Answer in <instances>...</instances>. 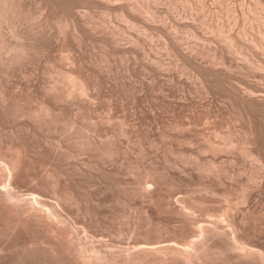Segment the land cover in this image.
Instances as JSON below:
<instances>
[{
    "label": "bare ground",
    "instance_id": "6f19581e",
    "mask_svg": "<svg viewBox=\"0 0 264 264\" xmlns=\"http://www.w3.org/2000/svg\"><path fill=\"white\" fill-rule=\"evenodd\" d=\"M28 1L29 2H27L26 0H0V240L4 241V244L0 246V264H264V245H262L263 243L261 242H260L261 244H259L258 241H255L254 239L255 233H257L256 235H258L260 232L261 233L263 232L260 230L259 232H257L258 229L256 230V232H254L255 228L253 227V223L255 224L256 222V221L254 222V220L258 218L256 217L257 215L261 219L264 217V213L263 214L261 213L263 212L261 210L262 208L259 207L260 208L259 210H261L259 214L256 213L259 210L255 212V210L258 209V206H257V209L256 207L254 208L255 209L254 211H252L253 209L251 210L254 213L249 212L250 211L249 209H251L250 207H246L247 212L242 213V216L240 217H238L237 214L239 212H243V210L238 211V213H235L237 212V210H239L238 208L241 206H242L241 207L242 209H245L243 208L245 207L244 204L249 205L247 201L249 200V198H251L250 197L251 194L254 193V192L251 193V191L257 187L255 186V183L259 181V180L257 181V179L260 177H263V180H264V147L259 142L260 138L258 139L259 136L257 137V134H256L258 131L257 130L258 128L256 126L258 123L256 124V119H259L260 117L264 118V96L257 95L258 91L255 93L256 94L255 95L253 93L254 88L252 89V87L247 88L246 86H244V88L246 87V90L242 89L243 88L242 84H241L242 86L240 85L242 87L240 88V90H237L238 88L235 89L236 88L235 85L234 87H232V84L230 85L228 82L229 78H228L227 73L229 72L230 74L231 71L233 72L232 68H234V66L232 65L233 63L231 64V66H233L232 68L228 65L229 63L226 64L227 57L233 56V58L229 60H233L234 62L239 61L238 63H241L242 61L244 64H246L247 67L249 66L248 68L256 72L264 71V56H258V58L256 57L257 58L256 61L252 62L251 60L252 57L248 56L249 54L247 55L248 50L255 51V52L257 51L262 52V54L264 55V0H35L34 6L33 4H31L32 2L30 3V0ZM159 4L164 5L162 7V8H165L164 12L159 11L158 7L160 6L161 8V5ZM98 5H104L103 7H105L103 8L105 9V13L102 16L103 19L101 21L95 19L96 17L94 18L95 20L90 16L87 17L88 15H90V12L87 16H86L87 14L86 13L84 15L85 17L82 18L81 16L85 12H87V10L82 11L83 14H81V16L78 14L81 11V7H83L82 9H85L84 7L97 9L98 7L96 8V6ZM177 5L181 6V9L183 10L184 14L181 12L182 10L180 11L177 9L179 8L177 7ZM79 7H80V11L78 10ZM216 7L217 8L220 7L219 9L222 11L221 14L216 13L218 12L217 9L216 11H214L215 10L214 8ZM88 10L90 11V9ZM175 11L178 13L181 12L182 16L184 15L183 17L187 15V17L185 18L186 19L188 18L189 22L188 23L186 22V24H182L181 22H180L181 24L176 23L175 25L169 27L170 31L173 34V32L176 33L180 28L182 29V31L185 30V35H183L184 36L183 39L191 40V44L194 41L196 46H194L193 45L194 43H193L192 47H187V46L184 47L182 44L183 42L180 41L181 37L180 38L175 37L176 39L173 38L174 36L172 37L171 32L167 30L169 28H167L166 26L167 28L166 29L165 26H162L166 22V20L167 21L169 20L167 16L171 14H172L171 16H174V14L176 13ZM91 14L93 15L95 13H91ZM176 15L177 13L175 14V16ZM179 16H178V19L180 21L182 20L185 21L184 19H182L183 17L181 16L179 17ZM39 17L42 20H38ZM112 18H114V20L116 19L118 22L119 21L122 22L123 26L126 25V28L128 27L127 28L128 30H133L135 34L137 32L138 33L137 35L143 36L144 38L142 37V39L144 40H141V38H136L137 36L136 37L129 36L126 33L128 36L127 45L128 46L131 45L130 47L127 46V48H124V47L122 48L121 46H118V45L116 46V44H113V43H117L115 42L117 39L115 37V34L122 35L123 31L125 30L120 28L122 26L120 27L119 25L114 26L113 25L114 21H111ZM241 20L245 21L244 22L245 24L243 25V27L242 28L240 27L241 29L238 28L239 30L237 29L236 32L235 31L233 32V29H232L231 30L232 32H231L229 28L231 27L230 24L235 25ZM175 21L177 22V20ZM197 21L199 22V24H196ZM246 23L249 25L245 27ZM195 24L200 25L202 30L204 31L206 30L205 33L207 32L209 33V35L216 38V41H217V46L215 45L216 47L207 46L208 48H206L205 46H202L201 43L200 45L202 47L200 45H198L199 47H197L196 43L201 41L200 38L202 35L198 36L197 34L198 31L196 33V28L198 27L197 29H199L200 27L199 26L195 27ZM101 27L103 28L102 32L99 31ZM253 28H255L256 34L253 33V35H250L248 32V29L249 31H251ZM103 32L111 36L106 37L105 36L106 34L104 35ZM98 33H101V34L98 35ZM114 37L116 38L115 41H113ZM117 37L120 38V36H117ZM165 37L166 39L163 40ZM156 38L158 40L163 38L162 39L163 41L159 40V41H162V44L161 45L159 44L160 46L157 45L156 43L154 45L153 41H155L154 39ZM151 42L153 44L150 47V51H152L153 54L154 52L159 54V52L165 51L167 52V54L169 53L171 54V56H173L172 54H174V56H176L175 58H179L178 60L181 61V62L178 61V63L179 62L181 63L179 64L180 67L179 65H176L177 67L175 69L179 70L180 68L179 71H183V73L185 72V74H189L193 78L198 80L199 84L201 85V90H203L204 93H206L205 95H207V97L209 95L211 96V94H215L220 91L222 93H225L227 96V100L230 103V108H229L230 115L229 116L232 118V120L229 119V121H233V122L238 121L240 123L242 122L244 125V135L242 133L243 131L241 130L242 131L241 133L244 137L241 138L240 136L241 139L238 138L239 137L238 128H237L238 131H236L235 129L232 130L228 127L229 130L227 131L224 130L225 132L223 133H220V130L219 131L214 130L212 131V133H209L208 135H205L203 133L202 135L200 132L201 135L199 137H201L204 143L202 145L204 146H202L201 148L199 147L200 149H197L199 150L198 152L200 154L201 153H208V154L211 153V155H217V154L219 155V153H222V152H230V153L232 152L233 153V151H237L242 156V158L245 159V162L246 161L249 162V163L247 162L246 163L250 165L248 166L250 168L248 169L247 167L245 168L244 166L243 168H241L242 164L245 163V162H242L240 166L241 169L236 168L237 171H234L233 169L231 170L232 173L229 175L228 169H226L228 173L224 169V166H223L224 163L220 161L223 164L221 165L220 162H217V160L213 159L214 156L211 157L212 159L208 158L207 160V158H205L201 160L200 159L201 157L199 158L198 153H197L198 158L194 157V155L192 156L193 157L192 158L189 154L188 155L183 154L182 155L183 157L184 156L188 157L185 163L188 162L189 165L193 166L194 170L197 171L195 173H197L198 175V183H199V179L201 181V184H199V186L202 185L200 188L203 187L202 191L203 192L205 191V193L210 196H206L207 198L202 195L199 196L201 194V192L199 194L200 190L198 191V194L194 195L192 194L193 192L187 189L185 193L189 194V196L191 197L184 196L181 198L180 196L179 197L180 199L178 198V201L175 200L176 203H178V206L176 205L174 206V204L171 202V198H173L172 191L176 188V184L179 186L180 183L179 184L174 183V181H172L173 183L170 182V184L165 183L166 185L162 183L163 185L168 187V188L166 187L165 189L160 183V180L158 181V176H159L158 172H161V171H158V169L156 168V165H154V167L145 166L146 169L144 170V173H143L144 177L142 176V178H145L146 180L150 179L151 183L154 184V187L153 186L151 187V185L149 186V183H148V186L150 188L148 186L145 187L143 186L144 184L141 185L139 182L140 189L137 191V188L139 187L137 188L134 187V188L137 191L135 195L137 194V196H139L147 204L143 214H142V210L140 211L142 215H144L145 213L146 217L142 219V222L140 223L138 220L136 221L132 217L131 218L133 219V221H131L132 219L129 218L128 219L129 221L127 220L129 225L127 223H125L124 225V226L126 225L129 226V227L127 226L128 228H127L126 233L120 230L121 227L117 229L115 228L116 230H118V232L115 231L117 232L116 233L117 235H119L120 237L129 235L130 237L133 238L134 241L132 242L133 246L132 247L130 246L131 248L129 247L124 248L125 247L124 246V247H121L123 248L121 249L117 247V249H119L118 251H116L117 249L115 251L114 250L111 251L109 250L110 247H108V249L107 248L103 249L102 247L103 245L101 246L102 242L101 244H100V241L96 242L94 240L96 238V234H94L92 230H89V228L93 230L95 228L96 232H98L99 234V230H103L104 228H106V226H103L104 228L97 230L95 225H93L95 224L93 223L95 221L93 220L94 218L91 221L92 216H95V215L91 216L92 213H90V211L92 212L93 210L89 209V206H90L89 201L90 199H93V198H90L91 195L89 196L88 190L86 191L88 195L84 192L82 193L79 192L78 189L76 190V188L74 187L75 181H73L75 177L72 179V177L69 175L70 173L67 172L68 170L67 171L64 170L66 169V167L63 168V166H65L67 163L65 160L67 161L68 159L71 160L72 157L74 156L76 157V155L79 156L78 155L79 153H89L90 154V157L88 156L89 162L88 164L86 162L84 164H87L90 166L93 165L95 167L99 164L100 165L105 164L106 161H110L109 163L111 164L114 160H116L115 158H119V155L127 156L128 155L127 153H129L130 151L128 152L126 149H123L122 148L123 146H121L117 142L118 141L117 138L122 135L126 136V134H128L129 136V133L126 132L127 130H123V128H121L124 126L123 124H126L124 123L125 120L124 122L123 120L122 122L120 120V123H117L118 124L117 126L115 125L116 128L120 126L117 129H114L112 125L111 128H113V130L110 129L112 130L111 135L110 133L109 135L106 133L108 136H106L104 140L98 136L97 133L100 130L99 125L101 123L108 124L109 122L108 120H110V118L108 119V117L107 118L102 117V119H99V117H97L98 119L96 118V121H95V118H94L95 115L93 116V114L96 112L95 111L96 110V106H95L96 99L94 100L93 94H91V91L94 89L97 90L98 87H101V86H97L100 82V72L97 71L98 67L96 68L97 70L94 69L95 68V66H93L94 64L93 65L91 64L94 68L90 66L93 69L87 70L85 68L87 65L85 67L83 66L84 59L82 60V57L79 55V53H81L80 51L82 50L81 49L82 46H85V45L87 46L88 44H91V43L92 44L98 43L104 46L105 49L107 47L111 49L110 55L112 59H113V55L116 56L117 54H121L122 58L119 55V58H121V60L124 59L125 61H129V58L131 56L132 58H135L133 56L134 55L136 56L135 51L137 50V48L138 50L140 48L144 50L143 47L147 43L150 44ZM55 44L58 47L57 51H59L60 53L61 52L69 53V54L61 53V55L59 53L60 56L58 54L57 56H59L60 61H65L64 63H66V60H69L70 66H68L67 69L63 68V70H61L62 66L60 68L57 67V69H59L60 71L53 70V72L51 73L48 72L50 70H47V72L49 73V80L48 81L45 80L47 81L46 83L43 81L44 82L42 84L43 87L41 88L42 90L39 96L36 95L35 97L34 94L29 93L30 91H27V92L23 91L25 93H22V94L20 93L21 95H17L18 92L13 93L12 89H11L12 91L11 92L8 87L9 82H7V79L10 78L11 75L16 73L17 71H21L22 68L24 67L26 68L27 65H30L33 61L38 59V56L50 55V53H52L53 51L54 46H56ZM112 44L115 45L116 47L111 48V46H113ZM123 44L126 45V43H123ZM208 44L209 45L211 44L213 46V44L215 43L213 44L208 43ZM91 51L93 52L92 49ZM140 52L142 51L140 50ZM143 52L145 53L146 56L149 55V54L147 55L145 51ZM249 53L251 52L249 51ZM107 54H105V56ZM251 55H253V52ZM104 57L102 56L100 58L107 59L106 57L105 58ZM111 57L109 58L110 60H111ZM51 58H49L48 56V58L46 59H49V61H51ZM136 58H135V61L137 60ZM150 58L151 57H149L148 59L150 61V62L148 61V63L155 64V67L157 66V68H160V69L164 67L161 61L157 60L156 58H154L155 60H152L153 58L152 59ZM55 59L53 58V60ZM200 59L207 60V64L205 65L204 63L203 65L202 63L204 61H202L201 63L198 62V60ZM110 60H107L105 64L103 65H106V63L108 65L110 63L109 62ZM44 61L46 60L44 59ZM50 64L52 65L53 63H50ZM172 64H174V62ZM225 64L229 68H231V69L228 68V70H231V71H228L227 73L224 71V70H227V66L225 69H220V68H224L221 66H224ZM97 65H100V61ZM55 66L52 65V67L51 66L49 67L53 68ZM218 66H220V68ZM108 67H110V65ZM172 68H173V65H172ZM146 69H147V66L145 70ZM103 74L104 73H102V75ZM185 74H182V75L184 76ZM46 77L44 78L48 79ZM229 77H231V74L229 75ZM263 81L264 80H262V82ZM239 82H240L239 80L238 82H236L237 86ZM96 86L97 88H94ZM192 87H196V86H194L193 84ZM27 90H28V87H27ZM183 90H185V88H183ZM107 93L109 94V92ZM207 93H209V95ZM35 94H38V93H35ZM95 98H98V96ZM93 100L95 101L94 103L95 107L92 105ZM66 105L68 106L66 107ZM70 108H72V110L75 111L73 113V116H70L69 114H67L68 111L67 113H64V109L71 110ZM93 118H94V122L91 121ZM80 120L82 121L89 120L90 122H88V124L89 123L91 124V122L92 124L91 125L89 124L90 126H87L88 124L86 123L87 124L86 125L87 127H86L83 124H81ZM102 124L100 127H102ZM194 124L196 125V122ZM188 125H192V124L189 123ZM195 125L193 127H195ZM177 127H180V126H177ZM5 128L8 129L9 131L8 132L4 131ZM187 128L188 127H186V129ZM42 129L48 130L47 132L54 131L57 133L58 132H61L64 134L68 133L64 141H61V138L59 137L60 140H58L53 146H51L54 148L53 149L54 151H52L47 158L43 157L44 147H45L44 142H41L42 140L40 141V138L38 137L40 136L39 134L41 133ZM88 131H90L93 134L88 133ZM135 136H136V133H135ZM138 136H137V139L135 137L136 145L139 146V152L141 154H144L145 152L144 143H143L142 138ZM212 137L217 138L218 140H215V141H220V142H218L217 144L214 143L215 141H212ZM215 138H213V140ZM190 139H193V137ZM188 141L189 143H192L191 142L192 140H187V143ZM164 147L166 146L164 145ZM72 148H74V150ZM176 152L177 154L179 153L178 151ZM147 155H148V151H147ZM179 155L180 154L176 156L178 157ZM90 158H92L93 160H91ZM238 158L236 160H238ZM180 160L183 161L182 158ZM64 162H65V165H63ZM129 163L128 164L125 163V164L127 168L129 166L131 169L132 165ZM172 164L173 163H169V165H172ZM71 165L69 163V166ZM43 166H46V167L49 166V167L45 171L43 170L45 168H42ZM136 167L138 166L136 165ZM159 168L161 169L162 167H159ZM70 172H72V170ZM220 172L225 174L224 176L226 178L228 176H231L233 180H235L234 179L236 178L235 176H239L238 174L242 175L241 173H246V172L248 173L250 172V174L248 175L247 173L245 174L249 176L248 180L246 179L248 182H245L246 184L244 183L245 185L242 184L240 187L238 186L236 187L235 186L236 183H233L231 179V182L234 184L235 187L230 184L231 187L230 185L229 187H227L228 185H226L227 188H225V185L221 184L224 189L221 190L222 188L221 186L219 190L218 184L216 185V183L218 182L220 183L221 182L220 179L223 178V177L220 178V176H222L220 175L221 174ZM79 176H81V174ZM62 178H64L63 181L61 180ZM24 179H29L30 181L34 183L33 188L31 189V187L29 186L31 190L29 189V192L26 191L28 193L27 197L23 196L22 194L23 192L21 193L20 191H18V188L21 185V183L22 182L24 183ZM44 179H46L47 181H45ZM137 181H139V179ZM46 182L48 184V187L50 188V194L52 195V198L54 199L52 201H54L55 203H51V201H47L46 199H44L46 195L44 196V198L42 197L43 196L42 192L43 190L45 191V187L47 186ZM249 182L250 183L252 182L253 184H250ZM261 182H264V181L260 180L258 184ZM101 183L102 182H100V184ZM237 184L239 185V183ZM262 184L258 186L262 187ZM132 185L134 186V184ZM251 185L255 187L252 188ZM189 186H191V184ZM216 186L218 187V190ZM259 188L258 190L257 189L255 190L256 193L259 191ZM14 189H17V190H14ZM79 190H81V188ZM17 191L20 193H18ZM203 192L202 194H204ZM123 193H126V192H123ZM234 194L237 197L235 196L236 198L233 199L234 201L232 202L231 200L232 203L229 204V206H227L230 197L231 196L234 197ZM192 195L196 197L194 196L192 197ZM122 196H124V194ZM216 196L220 197L218 199L222 198L225 201V204H227L225 205L227 206L226 208L223 206L221 207L222 209H219L217 207L215 208L212 205L213 204L212 197H216ZM261 196L264 197V195H261ZM209 197L212 199H210ZM125 198L127 199V197ZM47 199L49 198L47 197ZM258 199L257 201H259ZM123 204H124V200H123ZM73 205L75 206L74 208H76V210L74 209L75 210L74 213L78 215L79 218L81 217L85 221L87 220V223L84 222V225L87 224V227L89 228L86 227L85 230L88 229L89 231H92V233L94 234V239L91 236L89 239L92 238L93 242H89L87 240V238L89 237L87 235L88 232L84 234V235H87L86 240L88 241V243H85L86 241H80L83 239L85 240V236L83 239H82V236L78 238L79 236L75 234L77 231L75 230V233H74V231L70 229L72 224L70 226L69 223L71 222L69 221H71L72 219L69 218L68 215L65 214V216H63L60 213L61 210L59 209H61V207H62V210L65 209L66 207H69L71 209V207L73 208ZM90 207L92 209V206ZM121 209L123 210L122 207ZM125 209H124V212H125ZM130 209H131V206H130ZM61 212H64V211H61ZM94 212H95V209L93 213ZM124 212L121 214H124ZM196 212H199L198 213L199 215L196 214L197 216H195L196 217L195 218L194 215ZM166 213L172 215L171 216L172 218H173V215L176 216L179 219L178 220L179 225H177L176 223L177 221H176L175 223L177 226L176 225L175 227H172L170 225L168 226L167 224H165V222L163 223V221H159V218L157 219L155 216L156 214L160 216L162 214L166 215ZM200 214L207 216L206 219L208 217L209 218L214 217V220H212L211 222L209 221L210 224H205V223L200 224L198 222H201L202 220L200 221L197 220ZM260 214L262 216H260ZM127 215L129 216V214ZM130 215L132 216L133 214H130ZM109 216H111V212ZM153 216L158 221L157 223H155L156 221L154 222L155 219H153L154 218ZM67 217L71 220H69ZM119 217L117 218L119 219ZM123 217H126V216L124 215ZM95 219H96L95 222H97L99 219L98 216L95 217ZM113 219H110V220H113ZM121 219L122 218H120V222H121ZM124 219L126 220L127 218H123V221ZM106 221H109V220L106 219ZM263 221H264V218L262 222ZM101 223L99 224L100 227H101ZM257 223L254 225L255 227L257 226ZM117 224L118 223H116V227L118 226ZM108 225H107V228H109ZM72 228H74V226ZM261 228L263 227L261 226L260 229ZM108 233L111 234L112 232L108 231ZM261 233L260 235H258L259 237L261 236ZM100 234H102V232ZM100 237H102V235L101 236L99 235V238ZM101 239H102L101 241L104 240L103 242L106 246V242H105L106 240L104 238H101ZM94 243H96L97 245ZM111 244L107 243L108 246L109 245L111 246Z\"/></svg>",
    "mask_w": 264,
    "mask_h": 264
},
{
    "label": "rangeland",
    "instance_id": "374dc122",
    "mask_svg": "<svg viewBox=\"0 0 264 264\" xmlns=\"http://www.w3.org/2000/svg\"><path fill=\"white\" fill-rule=\"evenodd\" d=\"M27 2H29L28 0H26ZM32 2V3H31ZM34 2H35V0H30V3L31 4H33V6H34ZM159 5H161V8L164 6V5H162V4H159ZM104 5H98V6H96V8L97 9H95V8H87V7H84L85 9H82L83 7H81V11H80V7L78 8V10L81 12H77L80 16H81V14H83L82 13V11H86L87 10V12H85L81 17L82 18H84L85 16V14H86V16L89 14V12H90V15H88L87 17H92L93 19L95 18V19H97V20H102L103 18H102V16L104 15V13H105V9H103V8H105V7H103ZM101 7V8H100ZM177 7H179V8H177L178 10H182L181 9V6H179V5H177ZM87 8V9H86ZM160 8V6L158 7V9H159V11H161V12H164L165 11V8H162L161 9ZM220 8V7H219ZM219 8H214L215 10L214 11H216V9H217V11L218 12H216V13H220L221 14V10L219 9ZM88 9H90V11L88 10ZM100 9H102V10H100ZM77 10V11H78ZM98 10V11H97ZM177 10V11H178ZM179 11V12H180ZM101 12V13H100ZM176 12V11H175ZM174 12V13H175ZM183 14H184V12H183V10L181 11ZM178 13V12H176L177 13V15L175 16V14H174V16H171V15H168L167 16V18L169 19L168 21L166 20V22H167V24H166V22L162 25V26H165V28H166V26H167V28H169V27H171V26H173V25H175L176 23H182V24H186V22L188 23L189 21H188V18L186 19L185 17H187V15L185 16V17H183L182 16V13ZM91 13H95V14H91ZM96 13H97V15H96ZM181 14V15H180ZM100 15V16H99ZM181 16V17H183L182 19H184L185 21H180L179 19H178V16ZM94 16V17H93ZM171 16V17H170ZM179 16V17H180ZM99 18V19H98ZM177 20V22L174 20ZM94 19V20H95ZM38 20H42V19H40V17H39V19ZM178 20H179V22H178ZM187 20V21H186ZM111 21H114L112 24L114 25V26H118L119 25V27L120 26H122V27H120V28H122V29H124L125 31H123V36L122 35H119V34H115V37L117 38H115L114 37V40L113 41H115V39H116V41L115 42H117V43H113V44H116V46L118 45V46H121L122 48L124 47V48H127V38H128V36H127V34L129 35V36H133V37H136V38H141V40H144V39H142V37L143 36H140V35H137L138 33L136 32V34H135V32H133V30H128L127 28H126V25L125 26H123V23L122 22H118L116 19L114 20V18H112V20ZM223 21V20H222ZM242 21V20H241ZM238 22L237 24H230V26L231 27H229L230 28V31L233 29V32L235 31H237V29L239 28V29H241L242 27H243V25L245 24L244 22L245 21H242V22ZM172 24H170V23ZM180 23V24H181ZM196 24H199V22L197 21V23ZM195 24V27H197V26H199L200 27V25H196ZM142 25H143V23H142ZM240 25V26H239ZM249 24H247L246 23V25H245V27L246 26H248ZM236 26V27H235ZM241 27V28H240ZM166 28V29H167ZM198 28V27H197ZM196 28V33H197V31H198V36H201V41H199L198 43H196L197 44V47H199L198 45H200V43H201V45L202 46H205L206 48H208L207 46H209V47H214L215 45L217 46V41H216V38H214L213 36H211V35H209V33H205V31L204 30H202L201 29V27L199 28V29H197ZM101 29V30H100ZM99 29V31L100 32H102L103 31V28L101 27ZM181 29V28H180ZM178 30L176 33L175 32H173V34H172V32L170 31V28L169 29H167V30H169L170 32H171V35H172V37L173 38H180V39H178V40H180L181 42H183L182 44H183V46L185 47V46H187V47H192L193 45L194 46H196L195 45V42L193 41L192 42V44H191V40H185V39H183V35H185V30L184 31H182V29L181 30ZM238 29V30H239ZM253 29H254V31H253ZM251 31H249V29H248V32H249V34L250 35H253V33L254 34H256V31H255V28H253ZM127 30V31H126ZM229 30V29H228ZM53 31H54V29H53ZM99 31H97V32H99ZM203 31V32H202ZM131 34H130V33ZM232 32V31H231ZM127 33V34H126ZM101 33H98V35H100ZM103 34L106 36V37H108V36H111V35H108L107 33H104L103 32ZM126 34V35H125ZM117 36H120V38L119 37H117ZM127 36V37H126ZM138 36H140V37H138ZM209 36V37H208ZM211 36V37H210ZM122 38H124V39H122ZM144 38V37H143ZM175 38V39H176ZM212 38V39H211ZM214 38V39H213ZM163 39V38H162ZM162 39H159V40H162ZM166 39V37L163 39V40H165ZM183 39V40H182ZM155 41H153V43H154V45H155V43L157 44V45H161L162 44V41H159L157 38L156 39H154ZM158 40V41H157ZM210 40V41H209ZM126 41V42H125ZM187 41H188V43H187ZM126 43V45L125 44H123V43ZM147 42V41H146ZM185 42H186V44H185ZM204 42V43H203ZM119 43H121V44H119ZM152 42L149 44V43H147L143 48H144V50L143 49H139L138 50V48H137V50L135 51V54H136V56L134 55L133 57H137L136 59V61H135V58H132V56L129 58V61H125L124 59L123 60H121V54H117L116 56L115 55H113V59H112V57H111V55H110V53H111V49L109 48V47H107L106 49L104 48V46H102V45H100V44H98V43H91V44H88L87 46L85 45V46H82L81 47V53H79V55L82 57V60L84 59V61H83V66L85 67L86 65V69L87 70H91V69H93L94 67L93 66H95V68L94 69H96L97 67V71H99L100 72V82H99V84L97 85V86H101V87H98V89L96 90V89H94V90H92L91 91V94H93V98H94V100L96 99V104H95V106H96V112L93 114V116H94V118H95V121H96V118L97 117H99V119H102V117L104 118H107L108 117V119L110 118V120H108L109 122H108V124L107 123H104V124H102V127H100L101 126V124L99 125V128H100V130L98 131V136L99 137H101L103 140L105 139V137L106 136H108L109 135V133H110V135L112 134V130H113V128H111L112 127V125H113V127H114V129H117L118 127H120V126H118L117 128H116V126L118 125L117 123H120V120H121V122H122V120H123V122H124V120H125V122L124 123H126V124H123L122 126L123 127H121V128H123V130H127L126 132L127 133H129V136H128V134H126V136L125 135H122V136H119L118 138H117V142L121 145V146H123L122 148L123 149H126L129 153H127L128 155V157L125 155H119V158H115L116 160H114L113 162L115 163H109L110 161H106L105 162V164L107 165V167H106V165L105 164H99V165H97L96 167L95 166H90V165H87L88 164V162H89V157H90V154L89 153H79L78 155L79 156H77L76 155V157L74 156V157H72L71 158V160L70 159H68V161L67 160H65L67 163H68V165H67V163H66V165L68 166H66L65 165V162H64V164L63 165H65V166H63V168H65L66 167V169H64V170H68L67 172H69L70 174V176L72 177V179H73V181H75V184H74V187L76 188V190L78 189V191L79 192H84V193H86L87 195H88V193H89V196H90V198H93V199H90V206H92V209H91V207L89 206V209L90 210H93L94 211V209H95V212L93 213V211L91 212L90 210V213H92L91 214V216L92 215H95V216H92V218H91V221H92V219L93 220H95L96 221V219H95V217H97L98 216V218L99 219H101V220H99L98 219V221H100V222H93V223H95V224H93V225H95V227H96V229L97 230H99V229H102V228H104L103 226H106V228H104L103 230H99V234H98V232H96V230H95V228L94 227H92V228H94V230L93 229H91V228H89V227H87V224H85L84 225V222H86L87 223V220L85 221L84 219H82L81 217L79 218V216L78 215H76L74 212H75V210H76V208H74L75 206L73 205V208L71 207V209L69 208V207H63V208H65V209H63L62 210V207H61V209H59V210H61V211H64V212H61L60 211V213L63 215V216H65V214L66 215H68V217L69 218H71V219H69L68 217V219L69 220H71V221H69V222H71V223H69V225L71 226V224H72V226L70 227V229L72 230V231H74V233H75V230L77 231L75 234H77V236H79L78 238H80V236H82V239L84 238V236H85V240L83 239V240H80V241H86L85 243H88V241L89 242H93V239H94V234H96V238L94 239L96 242L97 241H100V244H101V242H102V244H101V246L103 247V249L104 248H107L108 249V247H110L109 248V250H116L117 249V247L118 248H121V247H124V248H131L132 246H133V244H132V242L134 241L133 240V238L132 237H130L129 235H127V236H119V235H117L116 233L118 232V230H116L117 228H120V230H122V231H124L125 233L127 232V228L129 227L128 225V219L129 218H134V220H138L139 221V223L140 222H142V219H144L146 216H145V213H144V215H142L143 214V212H144V210H145V208H146V202L144 201V200H142L139 196H137V194L135 195V193H137V191L140 189V184L142 185V184H144L143 186H145V187H147L148 186V183H149V186L151 185V187L153 186L154 187V184L153 183H151V180L149 179H145V178H142V176L144 177V170L146 169V167H151V166H153L154 167V165H156V168L158 169V171H161V172H158V174H159V176H158V174H157V176H158V181L160 180V183L162 184H165V183H168V184H170V182L171 183H173L172 181H174V183H180L179 184V186L176 184V188L172 191V197L173 198H171V202L174 204V206L176 205V206H178V203H176V201L175 200H177L178 201V198L181 196V198L182 197H184V196H189V194H186L185 193V191H187V189L188 190H190L191 192H193L192 194H194V195H196V194H198V191H199V194H200V192H201V194L199 195V196H210V195H207L206 193H205V191L203 192L202 191V188H200L202 185H200L199 186V184H201V181H200V179H199V183H198V175H197V173H195V172H197V171H195L194 170V167L193 166H191V165H189V163L188 162H186L185 163V161H186V159L188 158V157H186V156H182L183 154H189L191 157L194 155V157H197L198 158V154H199V158L202 160V159H205V158H207V160H208V158L209 159H212L211 157L212 156H214L213 157V159L214 160H217V162H222V163H224V165L221 163V165H223L224 166V169H225V171H226V169H228V174L230 175L231 173H232V171L231 170H233L234 169V171H237L236 170V168L238 169V168H240V166H241V164H242V162H245V159L244 158H242V156L237 152V151H233V153L231 152H222V153H219V155L217 154V155H211V153L210 154H208V153H199L198 151L199 150H197V149H200L202 146H204V145H202V144H204L203 143V141H202V139H201V137H199L202 133L203 134H205V135H208L209 133H212V131H214V130H217V131H219L220 130V133H223V132H225L224 130H229L228 129V127L230 128V129H232V130H236V131H238V129H239V132L241 133L242 131V133H243V135H244V125H243V123L241 122H233V121H229V119L230 120H232V118L229 116L230 114H229V112H230V103H229V101L227 100V96H226V94L225 93H222L221 91V93L220 92H218V93H215V94H211V96L209 95V93H207L209 96L207 97V95H205L206 93H204V91L203 90H201V85L199 84V82H198V80H196L195 78H193L191 75H189V74H185V72L183 73V71H179L180 70V65L179 64H181L180 62V60H178L179 58H175L176 56H174V54H172L173 56H171V54H167V52H165V51H163V52H159V54H157V53H155L154 52V54L152 53V51H150V47L152 46V44H153ZM206 43V44H205ZM208 43H215V44H213V46L210 44H208ZM112 44V45H113ZM149 44V45H148ZM190 44V45H189ZM205 44V45H204ZM56 45V44H55ZM98 45H100V46H98ZM130 45V44H129ZM159 45V46H160ZM200 45V46H201ZM101 46H102V48H101ZM115 45H113V46H111V48L113 47V48H115L116 47ZM126 46V47H125ZM131 46V45H130ZM130 46H128V47H130ZM201 46V47H202ZM215 46V47H216ZM149 47V48H148ZM56 48V49H55ZM58 47H57V45L56 46H54V48H53V51H52V53H50V55H45V56H38V59H36L35 61H33L30 65H27L26 66V68L24 67V68H22V70L21 71H17L16 73H14L13 75H11V77L10 78H8L7 79V82H9L7 85H8V87H9V89H10V91H11V89H12V91H13V93H17V95H21L22 93H25V92H27V91H30L29 93H32V94H34V96L36 97V95H40V93H41V88L43 87L42 86V84L45 82H47L48 80H49V73L48 72H53V70L54 71H58L59 69H57V67L58 68H60L61 66V70H63V68L65 69H67V67L68 66H70V61L69 60H66V63H64L65 61H60L59 60V56L61 55V53L59 52V51H57L58 49H57ZM97 48V49H96ZM119 48V47H118ZM122 48H120V49H122ZM91 49L93 50V52L91 51ZM96 49V50H95ZM147 49V50H146ZM149 49V50H148ZM88 50V51H87ZM140 50L142 51V52H140ZM84 51H86V52H84ZM143 51H145L146 52V54L149 56V57H151L150 59H152V60H155L154 58H156L157 60H159V61H161L162 62V64L164 65V67L163 68H157V66L155 67V64H152V63H148V59H149V57L148 56H146L145 55V53L143 52ZM247 51V50H246ZM249 51L251 52V53H249ZM91 52V53H90ZM108 54H107V53ZM148 52V53H147ZM248 52V53H247ZM246 53H247V55L248 56H250V57H252V62H254V61H256V59L258 58V56H264L263 54H262V52H258L259 53V55H258V53L257 52H255V51H251V50H248ZM252 52H253V55H251L252 54ZM59 53H60V55H59ZM86 53V54H85ZM107 54L106 56H108V57H106L105 56V54ZM57 54L59 55V56H57ZM62 54H69V53H67V52H64V53H62ZM91 54V55H90ZM93 54V55H92ZM101 56H100V55ZM140 54V55H139ZM145 56H144V55ZM167 54V55H166ZM56 55V56H55ZM84 55V56H83ZM94 55H96V56H94ZM119 55H120V57L121 58H119ZM162 55V56H161ZM170 55V56H169ZM48 56H49V58H51V61H49V59H46V58H48ZM91 56V57H90ZM94 56V57H93ZM106 57L107 59H103V58H100V57ZM115 56V57H114ZM141 56H143V57H141ZM40 57H41V59H40ZM44 57V58H43ZM87 57V58H86ZM104 57V58H105ZM111 57V60L109 59ZM139 57V58H138ZM257 57V58H256ZM53 58L55 59V58H57V59H55V60H53ZM93 58V59H92ZM231 58H233V56L231 57V56H229V57H227V59H228V61H227V59H226V64L227 63H229L228 65L232 68L233 66H234V68H232V70H233V72L231 71V70H228V66L225 64L224 66H221V67H224V68H220V66H218L220 69H225L226 68V66H227V70H224L226 73L228 72V71H231L230 72V74H231V77H233V78H231V77H229V72L227 73L228 74V78H229V80H228V82H229V84L231 85L232 84V87H234V85H235V89H237V90H240V88H242V89H244V90H246V87L247 88H250V87H252V89L254 88V91H253V93L255 94L257 91H258V94L257 95H263L264 96V81L262 82V80H264L263 78H264V71L262 72H256V71H253L252 69H250V68H248L247 66H246V64H244L242 61H241V63H238L239 61H233V60H229V59H231ZM43 59V60H42ZM44 59L46 60V61H44ZM104 61H102V60ZM117 59V60H116ZM121 61H120V60ZM134 59V60H133ZM173 59V60H172ZM175 59V60H174ZM177 59V60H176ZM253 59H255V60H253ZM42 60V61H41ZM59 60V61H58ZM92 62H91V61ZM95 60V61H94ZM107 60H110L108 63V65H107V63H106V65H103V64H105V62L107 61ZM49 61V62H48ZM56 61V62H55ZM99 61H100V65H97L98 63H99ZM103 63H102V62ZM123 61H125V62H123ZM139 61V62H138ZM145 61V62H144ZM147 61V62H146ZM178 61H180L179 63H178ZM202 61H204L202 64L204 65V63H205V65L207 64V60H202V59H200V60H198V62H202ZM48 62V63H47ZM61 62V63H60ZM63 62V63H62ZM91 62V63H90ZM96 62V63H95ZM120 62H121V64H120ZM127 62V63H126ZM135 62V63H134ZM150 62V61H149ZM174 62V64H172ZM177 62V63H176ZM33 63H35V64H33ZM50 63H53L52 65H56L55 67H53V68H50L49 66H51L52 67V65L50 64ZM55 63V64H54ZM57 63V64H56ZM87 63V64H86ZM123 63V64H122ZM128 63H129V65H131V66H129L128 65ZM166 63H168V64H166ZM173 65V68H172V65ZM233 63V64H232ZM243 63V64H242ZM46 64V65H45ZM49 66H48V65ZM66 66H65V65ZM93 66H92V65ZM126 64V65H125ZM142 64V65H141ZM170 64V65H169ZM231 64L233 65V66H231ZM236 64H238L239 65V67H238V65H236ZM102 65V66H101ZM110 65V67H108ZM166 65H167V67H166ZM176 65H179V70H177V69H175L177 66ZM39 66V67H38ZM65 66V67H64ZM90 66H92L93 68H91ZM128 66V67H127ZM135 66V67H134ZM146 66H147V69L145 70V68H146ZM244 66H246V67H244ZM90 67V68H89ZM108 67V68H107ZM112 67V68H111ZM132 69H131V68ZM169 67V68H168ZM237 67V68H236ZM242 67V68H241ZM50 68V69H49ZM89 68V69H88ZM136 68V69H135ZM171 68V69H170ZM218 68V69H219ZM231 68H229V69H231ZM125 69V70H124ZM142 69V70H141ZM160 69V70H159ZM247 69H249V70H247ZM45 70V71H44ZM47 70H50V71H48L47 72ZM105 70V71H104ZM109 70H110V72H109ZM119 70V71H118ZM172 70H174V71H172ZM60 71V70H59ZM135 71V72H134ZM142 71H143V73H142ZM145 71V72H144ZM146 71H147V73H146ZM155 71V72H154ZM162 71V72H161ZM167 71V72H166ZM236 71V72H235ZM239 71V72H238ZM22 72V73H21ZM27 72V73H26ZM244 74H243V73ZM26 75H25V74ZM43 73V74H42ZM102 73H104L103 75H102ZM124 73V74H123ZM129 73H131V74H129ZM151 73V74H150ZM158 73H159V75H158ZM165 73V74H164ZM167 73V74H166ZM188 73V72H187ZM253 73V74H252ZM260 73V74H259ZM19 74V75H18ZM107 74V75H106ZM130 76H129V75ZM154 76H153V75ZM178 74H179V76H178ZM182 74H185L184 76L182 75ZM233 74V75H232ZM249 74V75H248ZM101 75H102V77H101ZM110 75V76H109ZM145 75V76H144ZM156 75V76H155ZM158 75V76H157ZM244 75V76H243ZM260 75H262V76H260ZM46 76H48V77H46ZM106 76V77H105ZM142 76H144V77H142ZM243 76V77H242ZM249 76V77H248ZM255 76V77H254ZM44 77H46V78H48V79H45ZM159 77V78H158ZM238 77V78H237ZM252 77V78H251ZM12 78V79H11ZM25 78V79H24ZM170 78V79H169ZM188 78V79H187ZM189 78H190V80H189ZM193 78V79H192ZM235 78V79H234ZM237 78V79H236ZM243 78V79H242ZM246 80H245V79ZM256 78V79H255ZM10 79V80H9ZM27 79V80H26ZM101 79H103V80H101ZM129 79V80H128ZM146 79V80H145ZM155 79V80H154ZM241 79V80H240ZM251 79V80H250ZM253 79V80H252ZM26 80V81H25ZM45 80H47V81H45ZM189 80V81H188ZM194 80V81H193ZM233 81V82H231V81ZM237 80V81H236ZM238 80L241 82H239L238 83V86H237V84H236V82H238ZM256 80V81H255ZM44 81V82H43ZM132 81V82H131ZM149 81V82H148ZM248 81V82H247ZM251 81V82H250ZM12 82V83H11ZM187 82V83H186ZM231 82V83H230ZM234 82H235V84H234ZM243 82V83H242ZM105 83V84H104ZM140 83V84H139ZM256 83V84H255ZM263 83V84H262ZM116 84V85H115ZM181 84V85H180ZM184 84V85H183ZM193 84H194V86H196V87H192L193 86ZM243 86H242V85ZM245 84V85H244ZM249 84V85H248ZM151 85V86H150ZM242 87H241V86ZM251 85V86H250ZM257 85V86H256ZM259 85V86H258ZM263 85V86H262ZM12 86V87H11ZM97 86L96 87H94V88H97ZM113 86V87H112ZM240 86V87H239ZM244 86H246L245 88H244ZM17 87V88H16ZM27 87H28V90H27ZM142 87V88H141ZM150 87V88H149ZM162 87V88H161ZM185 88V90H183V88ZM100 88V89H99ZM198 88H200V89H198ZM259 88V89H258ZM261 88H263V89H261ZM21 89H22V91H21ZM24 89V90H23ZM112 89V90H111ZM143 89V90H142ZM241 89V90H242ZM258 89V90H257ZM19 90V91H18ZM96 90V91H95ZM100 92H99V91ZM111 90V91H110ZM130 90V91H129ZM201 90V91H200ZM260 90H262V91H260ZM11 91V92H12ZM15 91V92H14ZM23 91H25V92H23ZM128 91V92H127ZM162 91H164V92H162ZM199 91V92H198ZM203 91V92H202ZM94 92H95V94H94ZM107 92H109V94L107 93ZM111 92V93H110ZM201 92H202V94H201ZM262 94H261V93ZM21 93V94H20ZM35 93H38V94H35ZM97 93V94H96ZM31 94V95H32ZM98 96V98H95V97H97ZM256 95V94H255ZM33 96V97H34ZM138 96V97H137ZM206 96V97H205ZM217 96V97H216ZM112 97V98H111ZM204 97V98H203ZM93 98H91V99H93ZM117 98V99H116ZM128 98V99H127ZM103 99V100H102ZM112 99V100H111ZM226 99V100H225ZM93 100V106H94V103H95V101ZM92 101V100H91ZM108 102V103H107ZM131 102V103H130ZM100 103V104H99ZM104 103V104H103ZM112 103H114V104H112ZM68 105H66V107H67ZM94 106V107H95ZM228 108V109H227ZM71 110H69V109H64V113H67V111H68V113L67 114H69L70 116H73V113L75 112V111H73L72 110V108H70ZM112 109V110H111ZM101 110V111H100ZM111 110V111H110ZM72 113V115H71V113ZM108 112V113H107ZM97 113V114H96ZM110 113H112V114H110ZM105 115V116H104ZM92 116V117H93ZM199 116V117H198ZM196 117V118H195ZM211 117V118H210ZM230 117V118H229ZM94 118L91 120V121H93L94 122ZM257 118H259V117H257ZM261 118V119H260ZM259 119H256V126H257V137H258V139H259V142L263 145V147H264V118H262V117H260ZM98 119V118H97ZM114 119V120H113ZM131 119V120H130ZM208 120V121H207ZM261 120H262V122H261ZM81 121V124H83L84 126H86L87 124H88V122H90L89 120H86V121H82V120H80ZM111 121V122H110ZM127 121V122H126ZM205 121V122H204ZM83 122V123H82ZM116 122V123H115ZM183 122V123H182ZM196 122V125L194 124ZM199 122V123H198ZM214 122V123H213ZM231 122V123H230ZM87 123V124H86ZM109 123H110V125H109ZM128 123V124H127ZM185 123V124H184ZM189 123H191L192 125L194 124L195 125V127H193L192 125H188ZM206 123V124H205ZM90 124V123H89ZM87 125V126H90L91 124H92V122H91V124L90 125ZM108 126H107V125ZM179 124V125H178ZM182 124V125H181ZM210 124V125H209ZM227 124V125H226ZM235 124V125H234ZM104 125V126H103ZM116 125V126H115ZM130 125V126H129ZM176 125V126H175ZM232 125H233V127H232ZM86 126V127H87ZM134 126V127H133ZM137 126V127H136ZM177 126H180V127H177ZM262 126V127H261ZM130 128V130H129V128ZM183 127V128H182ZM186 127H191V128H187L186 129ZM134 128V129H133ZM182 128V129H181ZM185 128V129H184ZM227 128V129H226ZM238 128V129H237ZM242 128V129H241ZM110 129H112V130H110ZM120 129V128H119ZM133 129V130H132ZM136 129V130H135ZM180 129V130H179ZM196 129V130H195ZM43 130V131H42ZM41 130V133H42V135H41V133L39 134L40 136H38L39 138H40V141L41 142H44V155H43V157L45 158H47L49 155H50V153L52 152V151H54L53 149V147H51V146H53L58 140H60V138H61V141H64L65 139H66V136L68 135V133H66V134H64V133H61V132H54V131H50V132H47L48 130H44V129H42ZM209 130V131H208ZM242 130V131H241ZM4 131H9L8 129H6L5 128V130ZM46 131V132H45ZM101 131H103V132H101ZM111 131V132H110ZM138 131V132H137ZM193 131V132H192ZM132 132V133H131ZM162 132V133H161ZM200 132H201V134H200ZM205 132V133H204ZM238 132V134H239V139H241L242 137H244L243 135H242V133L240 134ZM261 132V133H260ZM57 133V134H56ZM88 133H91L90 131H88ZM105 133V134H104ZM108 135H107V134ZM135 133H136V136H135ZM196 133V134H195ZM44 134V135H43ZM51 134V135H50ZM59 134V135H58ZM91 134H93V133H91ZM130 134H131V136H130ZM193 134V135H192ZM195 134V135H194ZM202 134V135H203ZM63 135V136H62ZM65 135V136H64ZM139 135V136H138ZM262 135V136H261ZM137 136L138 137H141L142 138V140H143V143H144V147H145V152H144V154H141L140 152H139V146L138 145H136V139H137ZM191 136V137H190ZM240 136H241V138H240ZM37 137V138H38ZM60 137V138H59ZM64 137V138H63ZM121 137V138H120ZM135 137H136V139H135ZM192 138L193 137V139H190V138ZM196 137V138H195ZM42 138V139H41ZM59 138V139H58ZM124 138H126V139H124ZM140 138V139H141ZM213 138H215V137H212V141H215V140H218L217 138H215L214 140H213ZM263 138V139H262ZM47 139H48V141H47ZM130 141H129V140ZM135 139V140H134ZM39 140V139H38ZM182 140V141H181ZM185 140V141H184ZM187 140H192L191 142L192 143H189V141H188V143H187ZM220 140V139H219ZM47 141V142H46ZM55 141V142H54ZM121 141V142H120ZM197 141V142H196ZM202 141V142H201ZM156 142V143H155ZM201 142V143H200ZM218 142H220V141H215L214 143H218ZM48 143V144H47ZM130 143V144H129ZM184 143V144H183ZM187 143V144H186ZM196 143V144H195ZM47 144V145H46ZM149 144V145H148ZM153 144V145H152ZM125 145V146H124ZM160 145V146H159ZM163 145V146H162ZM164 145L166 146V147H164ZM188 145V146H187ZM192 145V146H191ZM46 146H47V148H46ZM127 146H128V148H130V149H128L127 148ZM153 146V147H152ZM186 146V147H185ZM190 146H191V148H190ZM137 147V148H136ZM200 147V148H199ZM154 148V149H153ZM174 148V149H173ZM73 150H74V148H72ZM162 149H164V150H162ZM46 150V151H45ZM50 150V151H49ZM148 151V155H147V151ZM159 152H158V151ZM175 150V151H174ZM170 151V152H169ZM172 151V152H171ZM176 151H178L179 153L178 154H180L178 157L176 156V155H178L177 154V152ZM196 151V152H195ZM187 152V153H186ZM235 152H236V154H235ZM174 153V154H173ZM175 153H176V155H175ZM198 153V154H197ZM86 154H88V155H86ZM230 154V155H229ZM233 154H235V155H233ZM83 156V157H82ZM89 156V157H88ZM228 156V157H227ZM183 159V161L182 160H180L181 158ZM186 157V158H185ZM239 157V158H238ZM121 158V159H120ZM167 158V159H166ZM193 158V157H192ZM217 158V159H216ZM238 158V160H236ZM80 159V160H79ZM91 160H93L92 158H90ZM119 159V160H118ZM130 159V160H129ZM196 159V158H195ZM244 159V160H243ZM76 160V161H75ZM84 160V161H83ZM88 160V161H87ZM134 160V161H133ZM177 160H178V162H177ZM225 160V161H224ZM240 160V161H239ZM62 161V160H61ZM122 161V162H121ZM133 161V162H132ZM170 161V162H169ZM181 161V162H180ZM224 161V162H223ZM231 161V162H230ZM63 162V161H62ZM87 163V164H84V163ZM129 162H131V163H129V164H131L132 165V170L130 169V167L128 166V168H127V166H126V164H128ZM167 163V165H166V163ZM176 162V163H175ZM227 162V163H226ZM234 162V163H233ZM247 163H249L248 161H246ZM243 163L242 164V167L241 168H243V166L246 168H250V167H248V166H250V165H248L247 163ZM69 163H70V165H71V163H72V167L71 166H69ZM122 163V164H121ZM126 163V164H125ZM133 163V164H132ZM136 163V164H135ZM151 163V164H150ZM169 163H173L172 165H169ZM179 163V164H178ZM185 163V164H184ZM80 164H82V165H80ZM114 164V165H113ZM227 164V165H226ZM245 164V165H244ZM76 167H75V166ZM85 165H87V166H85ZM112 165V166H111ZM136 165L138 166V167H136ZM166 165V166H165ZM175 165V166H174ZM187 165H189V166H187ZM232 165V166H231ZM235 165V166H234ZM47 166V165H46ZM46 166H43L42 168H45V169H43V170H47L48 169V167H46ZM74 166V167H73ZM135 166V167H134ZM146 166V167H145ZM173 166V167H172ZM69 167H71V168H69ZM78 167V168H77ZM82 167H83V169H82ZM90 167V168H89ZM93 167V168H92ZM123 167V168H122ZM144 167V168H143ZM159 167H162L161 169L159 168ZM164 167V168H163ZM167 169H166V168ZM76 168V169H75ZM80 168V169H79ZM136 170H135V169ZM138 168V169H137ZM180 168V169H179ZM223 168V167H222ZM240 168V169H241ZM72 170V172H70L71 170ZM77 169H79V170H77ZM134 169V170H133ZM176 169V170H175ZM182 169V170H181ZM193 169V170H192ZM42 170V171H43ZM74 170H76V171H74ZM113 170V171H112ZM131 170V171H130ZM138 170V171H137ZM173 170H174V172H173ZM181 170V171H180ZM231 172H230V171ZM78 171V172H77ZM86 171V172H85ZM98 171V172H97ZM125 171V172H124ZM130 171V172H129ZM134 171V172H133ZM136 171V172H135ZM143 171V172H142ZM162 171H164V172H162ZM224 171V170H223ZM233 171V172H234ZM44 172V171H43ZM114 172V173H113ZM142 172V173H141ZM183 172V173H182ZM186 172V173H185ZM74 174V175H72V174ZM77 173H78V175H77ZM102 173V174H101ZM105 173H106V175H105ZM130 173V174H129ZM134 173V174H133ZM161 173V174H160ZM195 173V174H194ZM221 173V172H220ZM247 173V175L248 174H250V172L248 173V172H246ZM246 173H241L242 175H240V174H238L239 176H235L236 178H234L235 180H233L232 179V177L231 176H228L227 178L224 176L225 174H223V173H221L220 175H222V176H220V178L221 177H223L222 179H220V181L222 182H218V183H216V185L218 184V187H219V190H220V187L222 186L221 184H223V185H225V188H227V187H229V185L231 184V185H233L234 186V184L233 183H236L235 184V186L237 187H240L242 184H244L245 182H248L247 180H248V178H249V176H247V175H245ZM81 174V176H79ZM87 174V175H86ZM142 174V175H141ZM171 174V175H170ZM162 177H161V176ZM167 175V176H166ZM184 175V176H183ZM84 176V177H83ZM98 178H97V177ZM109 176V177H108ZM114 176V177H113ZM132 176V177H131ZM190 176V177H189ZM81 177V178H80ZM93 177V178H92ZM128 177V178H127ZM179 177V178H178ZM197 177V178H196ZM231 177V178H230ZM242 177H244V178H242ZM260 177V176H259ZM96 178V179H95ZM174 180H173V179ZM190 178V179H189ZM229 178V179H228ZM261 178V179H260ZM260 178H258L257 179V181L259 180H262V181H264L263 180V177H260ZM63 179L64 178H62L61 180L63 181ZM99 179V180H98ZM125 179V180H124ZM135 179V180H134ZM139 179V181H137ZM144 179V180H143ZM181 179V180H180ZM193 181H192V180ZM197 179V180H196ZM228 179V180H227ZM231 179H232V182H231ZM247 179V180H246ZM26 180V181H25ZM45 181H47L46 179H44ZM77 180V181H76ZM141 180V181H140ZM165 180V181H164ZM176 180V181H175ZM179 180V181H178ZM183 180V181H182ZM189 180H191V181H189ZM211 180V179H210ZM223 180V181H222ZM225 180V181H224ZM135 181V182H134ZM149 181V182H148ZM162 181V182H161ZM195 181H197V182H195ZM242 181H243V183H242ZM258 181V182H259ZM94 182V183H93ZM96 182V183H95ZM100 182H102L101 184H100ZM113 184H112V183ZM117 184H116V183ZM132 182V183H131ZM139 182H140V184H139ZM188 182V183H187ZM193 182H194V184H196V183H198V184H196L197 185V187H196V185H194L193 184ZM258 182L257 183H255V186H257L258 188L259 187H261V186H258V185H261L262 183L264 184V182H261V183H259L258 184ZM74 183V182H73ZM122 183V184H121ZM128 183V184H127ZM183 185H182V184ZM225 183V184H224ZM237 183H239V185L237 184ZM250 183V182H249ZM23 184V185H22ZM46 184H47V182H46ZM87 184V185H86ZM96 184V185H95ZM132 184H134V186L132 185ZM138 186H137V185ZM153 184V185H152ZM162 184V186L166 189V187L167 186H165V185H163ZM167 184V185H168ZM185 184V185H184ZM191 184V186H189V185ZM193 184V185H192ZM246 184V183H245ZM244 184V185H245ZM250 184H253L252 182L250 183ZM258 184V185H257ZM263 184H262V187L261 188H259V191L256 193V189L258 190V188L256 187V188H254L253 187V185H251L252 186V188H254L253 190H252V188H251V193L252 192H254V193H252L251 194V198H249V200L247 201V203L249 204V205H245L244 204V206L245 207H243V208H245V209H242L241 207H239L238 209L239 210H237V212H235V213H238V211H242L243 210V212H239L237 215H238V217H240V216H242V213H245V212H247V208L246 207H250L251 209H249L248 211L249 212H251V213H254V212H252V211H254L255 209V207H256V209H257V206H258V209L257 210H255V212L256 211H258L260 208H262L261 210L263 211V212H261V210H259L258 212H256L257 214H259V212H261L262 214L264 213V204H263V202H264V197L263 196H261V195H264V190H262V189H264V186H263ZM33 185H34V183L32 182V181H30L29 179H24V183L22 182L21 183V185L19 186V188H18V191H20L22 194H23V196L24 197H27V192H29V189H30V187H31V189L33 188ZM76 185V186H75ZM98 185H99V187H98ZM226 185H228L227 187H226ZM231 185H230V187H231ZM30 186V187H29ZM77 186H78V188H77ZM84 186V187H83ZM94 186V187H93ZM104 186V187H103ZM128 186V187H127ZM148 186V187H149ZM184 186V187H183ZM195 186V187H194ZM234 186V187H235ZM27 187V188H26ZM87 187V188H86ZM88 187H89V189H88ZM111 187V188H110ZM119 187V188H118ZM127 187V188H126ZM137 188V187H139V188H137V191L135 190V188ZM178 187H180V188H178ZM218 187L216 186V188H217V190H218ZM81 188V190H79ZM150 188V187H149ZM168 188V187H167ZM192 188V189H191ZM197 188V189H196ZM20 189V190H19ZM30 189V190H31ZM47 189V190H46ZM49 189V190H48ZM94 189H96V190H94ZM108 189H110V190H108ZM116 189V190H115ZM123 189V190H122ZM132 189V190H131ZM224 188H223V186H222V188H221V190H223ZM261 189V190H260ZM14 190H17V189H14ZM88 190V193L86 192ZM113 190V191H112ZM125 190V191H124ZM17 191V192H18ZM27 191V192H26ZM48 191V192H47ZM105 191V192H104ZM107 191V192H106ZM118 191V192H117ZM131 191V192H130ZM133 191H134V193H133ZM136 191V192H135ZM194 191H196V192H194ZM263 191V192H262ZM20 192H18V193H20ZM25 192H26V194H25ZM44 192V193H43ZM43 192H42V194H43V198H44V196H45V198L44 199H46L47 201H51V203H55L54 201H52V200H54L53 198H52V195L50 194V188L48 187V184H47V186L45 187V191L43 190ZM95 192V193H94ZM109 192V193H108ZM123 192H126V193H123ZM202 192L204 193V194H202ZM260 192H261V194H260ZM103 193V194H102ZM117 193V194H116ZM121 193H122V195L124 194V196L125 197H127V199L124 197V196H122L121 195ZM128 193H130V194H128ZM21 194V195H22ZM26 196H25V195ZM119 194V195H118ZM126 194H128V195H126ZM178 194V195H177ZM186 194V195H185ZM206 194V195H205ZM257 194V195H256ZM260 194V195H259ZM117 195H118V197H117ZM121 195V196H120ZM131 195V196H130ZM194 195H192V197L194 196ZM259 195V196H258ZM135 196V197H134ZM236 195L234 194V197L233 196H231V197H233V198H231L230 197V199H229V202H228V205L227 204H225V201L221 198V199H218V198H220L219 196L217 197H212V198H210V199H212L213 200V206L216 208H219V209H222L221 207H227V206H229V204H231L234 200V198H236L235 197ZM258 196V197H257ZM47 197L49 198V199H47ZM121 197V198H120ZM129 197H131V198H129ZM176 197H177V199H176ZM189 197H191V196H189ZM194 197H196V196H194ZM197 197H198V195H197ZM257 197V198H256ZM261 197H263V198H261ZM129 198V199H128ZM207 198V197H206ZM215 198H217V199H215ZM255 198V199H254ZM259 198V199H258ZM118 199V200H117ZM122 199V200H121ZM135 199V200H134ZM180 199V198H179ZM252 199V200H251ZM257 199L259 200V201H257ZM116 200V201H115ZM121 200V201H120ZM123 200H124V204L126 205H124L123 204ZM131 200V201H130ZM222 200V201H221ZM231 200H232V202H231ZM112 201H113V203H112ZM120 201V202H119ZM131 203H130V202ZM135 201V202H134ZM252 201V202H251ZM257 201V202H256ZM126 202H127V204H126ZM130 204H129V203ZM226 202V203H227ZM251 202V203H250ZM254 202H255V204H254ZM145 203V204H144ZM215 203V204H214ZM223 203H224V205H223ZM246 203V204H247ZM95 204V205H94ZM122 204V205H121ZM136 204V205H135ZM225 205H227V206H225ZM70 206H72V205H70ZM96 206V207H95ZM102 206V207H101ZM108 206V207H107ZM120 206V207H119ZM130 206H131V209H130ZM261 206H263V207H261ZM95 207V208H94ZM121 207L123 208V210L121 209ZM143 207V208H142ZM260 207V208H259ZM60 208V207H59ZM101 208V209H100ZM128 209V210H126V209ZM241 208V209H240ZM75 209V210H74ZM97 209V210H96ZM115 210V211H113V210ZM124 209H125V212H124ZM224 209V208H223ZM253 209V210H252ZM66 210V211H65ZM71 210H73V211H71ZM110 210V211H109ZM122 210V211H121ZM130 210V211H129ZM133 210V211H132ZM142 210V214H141V211ZM252 210V211H251ZM97 211V212H96ZM103 211V212H102ZM114 213H113V212ZM116 211H117V213H116ZM120 211V212H119ZM136 211V212H135ZM69 212H70V214H69ZM73 212V213H72ZM110 212H111V216H109L110 215ZM124 212V214H121V213H123ZM133 212V213H132ZM248 212V213H249ZM64 213V214H63ZM95 213H97V214H95ZM100 213H101V215H100ZM104 213V214H103ZM199 212H196L195 213V215H194V217L195 216H197V215H199L198 214ZM255 213V214H256ZM75 214V215H74ZM118 214V215H117ZM121 214V215H120ZM127 214H129V216L127 215ZM130 214H133L132 216L130 215ZM197 214V215H196ZM254 214V215H255ZM72 215V216H71ZM97 215V216H96ZM100 215V216H99ZM103 215V216H102ZM105 215V216H104ZM106 215H108V216H106ZM126 216V217H123V216ZM168 215V216H167ZM201 215L202 214H200V216L197 218V220H202L201 222H203V223H201V222H198V223H200V224H210L209 223V221L211 222L212 220H214V217H211V218H207V219H209V220H207L206 219V217L207 216H204V215H202V217H201ZM119 216H121V217H119ZM136 216V217H135ZM143 216V217H142ZM156 216V218L158 219L159 218V221H163V223L165 222V224H167L168 226L170 225V226H172V227H175V225H176V223H177V225H179V222H178V218L176 217V216H174L173 215V218L171 217L172 215H170V214H167L166 213V215L165 214H162L161 216L160 215H155ZM158 216H160V217H158ZM260 216H262L261 214H260ZM115 219V218H117V217H119V219L117 218V219H113V218ZM137 217H138V219H137ZM142 217V218H141ZM154 217V216H153ZM168 217V218H167ZM256 217H258V218H256V220H254V222H255V224L257 223V226L255 227L254 225V223H253V227L255 228L254 230V232H256V230H257V232H259V230L260 231H262L263 233H261V236L259 237L258 235H260V233L258 234V235H256L257 233H255L254 235H255V237H257V238H255L254 237V239H255V241H258V243L259 244H261V243H263L262 245H264V230H263V228H264V221L262 222V220H263V218L261 219L258 215L256 216ZM75 220H74V219ZM105 218V219H104ZM113 219V220H110V219ZM120 218H122L121 219V222H120ZM123 218H127L126 220L124 219V221H126V222H124L123 221ZM131 218V219H132ZM156 218L154 217L153 219H155L154 220V222L155 223H157L158 221L156 220ZM196 218V217H195ZM200 218H202V219H200ZM205 218V219H204ZM213 218V219H212ZM80 219V220H79ZM106 219L107 220H109V221H106ZM130 219V220H131ZM161 219V220H160ZM165 219V220H164ZM211 219V220H210ZM261 221H260V220ZM77 220H79V221H77ZM128 220V221H127ZM205 220H206V222H205ZM258 220V221H257ZM73 221V222H72ZM101 221H102V223H101ZM107 222V223H105V222ZM111 221V222H110ZM113 221H115V222H113ZM124 223H123V222ZM131 221H133V219L131 220ZM168 221H170V222H168ZM177 221V222H176ZM207 221H208V223H207ZM120 222V223H119ZM174 224H173V223ZM176 222V223H175ZM101 223V227H100V224ZM116 223H118L117 225V227H116ZM125 223H127L128 225H126V226H124L125 225ZM97 224V225H96ZM105 224V225H104ZM109 226V228H107V225ZM115 224V225H114ZM82 225H83V227H85V228H83L82 227ZM99 225V226H98ZM115 227H114V226ZM176 225V226H177ZM74 226V228H72ZM76 226V227H75ZM98 226V227H97ZM128 226V227H127ZM259 226V227H258ZM263 227V228H261L260 229V227ZM86 227L87 228H89V230H92L93 232H94V234L92 233V231H89L88 229V231L87 230H85L86 229ZM100 227V228H99ZM110 227H111V229H110ZM126 227V228H125ZM77 228V229H76ZM78 228H79V230H80V228H81V230L79 231L78 230ZM113 228V229H112ZM116 228V229H115ZM126 230H125V229ZM107 229H109V230H107ZM82 230H83V232H82ZM108 231H110V232H112L111 234L110 233H108ZM115 231H117V232H115ZM81 232V233H80ZM85 232V233H84ZM88 232V233H87ZM96 232V233H95ZM102 232V234H100ZM115 232V233H114ZM87 233V235L89 236L88 238L86 237L87 235H84V234H86ZM116 234V235H114V234ZM109 234V235H108ZM113 234V235H112ZM99 235L101 236L102 235V237H100L99 238ZM103 235H104V237H103ZM90 236L91 237H93V239H92V241H91V239H89L90 238ZM113 236V237H112ZM118 236V237H117ZM129 237V238H128ZM86 238H87V240H86ZM101 238H104L106 241V246H105V244H104V240L103 241H101L102 239ZM123 238V239H122ZM128 238V239H127ZM258 238H260V239H258ZM100 239V240H99ZM114 239V240H113ZM108 240V241H107ZM114 241V242H113ZM3 242V243H2ZM113 244H111V243ZM261 242V243H260ZM0 246H2L3 244H4V241H2V240H0ZM107 243L108 244H111V246L114 248H112L110 245L108 246L107 245ZM94 244H96V243H94ZM99 244V245H100ZM130 244V245H129ZM97 245V244H96ZM116 245V246H115ZM105 246V247H104ZM131 246V247H130ZM121 249H123V248H121ZM119 249H117L116 251H118Z\"/></svg>",
    "mask_w": 264,
    "mask_h": 264
}]
</instances>
